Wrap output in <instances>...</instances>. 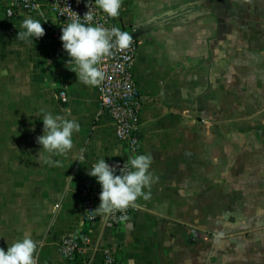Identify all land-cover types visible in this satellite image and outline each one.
Wrapping results in <instances>:
<instances>
[{"label":"crops","instance_id":"1","mask_svg":"<svg viewBox=\"0 0 264 264\" xmlns=\"http://www.w3.org/2000/svg\"><path fill=\"white\" fill-rule=\"evenodd\" d=\"M26 18L45 35L16 38ZM114 19L140 39L138 155L152 157L151 198L119 228L109 215L84 222L80 181L124 152L116 123L70 70L66 24L45 6L0 12V248L27 234L37 264H106L109 251L117 264H264V0H122ZM46 113L80 124L73 148L53 157L61 166L36 161ZM100 192L96 180L98 204ZM81 230L91 243L60 256Z\"/></svg>","mask_w":264,"mask_h":264},{"label":"clouds","instance_id":"2","mask_svg":"<svg viewBox=\"0 0 264 264\" xmlns=\"http://www.w3.org/2000/svg\"><path fill=\"white\" fill-rule=\"evenodd\" d=\"M121 5L122 0H95V6L110 18L119 15ZM86 7L89 10L84 14L83 21L88 22L87 26L81 22L79 14L68 7L72 14L71 22L61 28L60 40L70 58L67 64L75 65L70 70L76 73L77 79L85 85L98 86L105 78V73L100 67L103 59L111 56L114 48L128 49L134 38L132 34L121 31L118 27L108 29L102 25L91 26L93 12L89 3ZM60 14L64 15L63 12ZM21 27L25 30L19 31L16 38L27 43H31L33 37L38 39L45 35V29L38 20L26 18ZM42 121L43 135L36 138V142L41 146L36 161L50 166H61V162L53 157L64 156L73 148V133L80 131V124L60 115L53 116L51 113L44 114ZM85 151L84 148L80 149V156L76 161L84 160ZM151 163L150 155L141 154L129 157L123 167L118 163L110 166L105 159L92 164L88 175L95 177L101 186L100 204L93 211L103 217L136 207L138 198L150 199L151 192L145 193L144 189H150L154 182L149 171ZM117 169L119 174H116ZM36 252L37 242L26 234L23 239L8 246L6 252L0 248V264H37Z\"/></svg>","mask_w":264,"mask_h":264},{"label":"built area","instance_id":"3","mask_svg":"<svg viewBox=\"0 0 264 264\" xmlns=\"http://www.w3.org/2000/svg\"><path fill=\"white\" fill-rule=\"evenodd\" d=\"M87 3L93 12L91 26L102 25L108 29L118 27L121 31H127L114 18L108 17L95 6V2L90 0H0V12H4L7 17H17L26 13H34L45 6L59 22L67 25L71 22L72 10L79 14L81 22L86 23L87 26L88 22L83 21L84 14L89 10L86 7ZM61 12L64 15H61ZM133 38L128 49L114 48L113 54L103 59L100 67L105 73V78L100 85L94 86L99 97V113L101 116L113 118L116 123V134L124 150L120 157L105 158V162L110 166L118 163L120 167H123L129 157L136 156L142 151L143 139L140 117L144 108L145 97L134 71L140 39L135 36ZM60 96L63 102L68 101V94L65 90L60 92ZM116 174H119V169H117ZM95 185L96 178L90 175L80 181L79 191L83 203V220L85 223L94 222L99 217L93 211L99 206L95 197ZM129 215L130 207L125 212H115L109 215V221L113 226L119 228L129 218ZM121 216L127 218L120 219ZM90 243L91 236L88 231L81 230L65 236L60 245V256L70 260L82 252ZM105 260L106 264H117L118 262L114 251L107 252Z\"/></svg>","mask_w":264,"mask_h":264}]
</instances>
